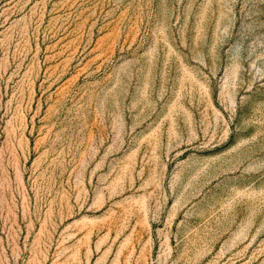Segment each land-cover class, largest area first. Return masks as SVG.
Segmentation results:
<instances>
[{
	"label": "rangeland",
	"instance_id": "rangeland-1",
	"mask_svg": "<svg viewBox=\"0 0 264 264\" xmlns=\"http://www.w3.org/2000/svg\"><path fill=\"white\" fill-rule=\"evenodd\" d=\"M0 264H264V0H0Z\"/></svg>",
	"mask_w": 264,
	"mask_h": 264
}]
</instances>
